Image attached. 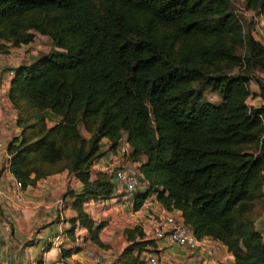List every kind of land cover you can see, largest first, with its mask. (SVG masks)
Masks as SVG:
<instances>
[{"label":"trees","instance_id":"trees-1","mask_svg":"<svg viewBox=\"0 0 264 264\" xmlns=\"http://www.w3.org/2000/svg\"><path fill=\"white\" fill-rule=\"evenodd\" d=\"M244 1L264 9V0ZM235 8L232 0H0V45L40 33L54 46L13 68L8 97L19 131L6 144L9 171L21 186L74 174L82 187L66 193L76 210L70 230L83 226L106 246L103 222L84 203L113 195L110 173L92 167L103 138L112 153L124 140L145 182L134 209L153 195L179 209L197 238L223 243L233 264H264L255 225L264 209V103L247 102L252 78L264 97V76L254 74H264V45ZM207 87L219 101L204 97ZM48 113L58 116L51 124ZM125 237L114 264H144L157 250L141 223Z\"/></svg>","mask_w":264,"mask_h":264},{"label":"crops","instance_id":"crops-1","mask_svg":"<svg viewBox=\"0 0 264 264\" xmlns=\"http://www.w3.org/2000/svg\"><path fill=\"white\" fill-rule=\"evenodd\" d=\"M32 42L10 47V50L30 46ZM20 53L16 51V57L12 55L14 53L6 55L0 65L3 70L0 73V141L4 145L19 131L13 122L16 111L8 97V90L13 68L29 64L17 61L23 57V51ZM52 118L56 120L58 116L52 115ZM9 120L12 125L6 127L4 124ZM102 141L108 146V139L103 138ZM107 164H111L110 153L104 150L94 168L103 170ZM14 179L8 169V156L0 148V264H37L38 259L43 264H114L127 243V228L141 223L147 234L158 212L155 207L159 203L153 195L146 198L138 209L133 208L134 200L123 202L115 189L109 198L89 199L84 203V209L95 224L104 220L98 236L106 246H100L90 239L85 227L76 225L73 231L70 230L72 222L69 218L76 214V210L71 204L72 198L66 193L71 189L80 191L82 187L74 174L63 169L38 179L35 184L21 187L15 185ZM142 188L143 185H140L139 189ZM144 212L146 217L140 219ZM255 225L264 232V209ZM150 238H153L152 233ZM204 238L213 245L211 254L185 249L168 237L155 239L157 250L154 252L159 259L168 255L171 264H233V255L223 243L210 237ZM64 248H71L65 256L62 255ZM87 250L93 254L87 255Z\"/></svg>","mask_w":264,"mask_h":264},{"label":"built area","instance_id":"built-area-1","mask_svg":"<svg viewBox=\"0 0 264 264\" xmlns=\"http://www.w3.org/2000/svg\"><path fill=\"white\" fill-rule=\"evenodd\" d=\"M243 4L235 2L236 13L241 16V21L244 23L246 19H250L253 24L251 29L252 35L255 39L259 40L264 45V9L256 10L248 8ZM56 121V120H55ZM6 127L11 126V122L6 121L4 124ZM0 148L9 157L6 149V145L0 141ZM128 151L127 143L121 140L117 146L116 153H110V163L105 165L106 171L111 175L114 182V188L117 190L119 198L123 201H133L134 194L139 185V171L135 163L127 162L126 153ZM117 163V164H116ZM14 183L17 187H21V182L14 179ZM263 239L264 232L261 231ZM152 237L155 239H162L168 237L172 242L176 243L180 247L189 249L191 251L203 250L207 254H211L213 251V245L209 244V240L204 237L197 238L191 231V229L183 222V216L179 209H166L160 208L155 216L154 225L152 226ZM209 246V248H208ZM212 246V247H211ZM88 254H92L91 250H87ZM144 264H158L159 256L154 251L145 252Z\"/></svg>","mask_w":264,"mask_h":264},{"label":"rangeland","instance_id":"rangeland-1","mask_svg":"<svg viewBox=\"0 0 264 264\" xmlns=\"http://www.w3.org/2000/svg\"><path fill=\"white\" fill-rule=\"evenodd\" d=\"M234 3L235 2H239L238 4H243V0H232ZM253 27V24L250 22V19H246L245 22H244V28L246 31H251ZM32 45L30 46H21V47H18V48H15L14 51H11L10 50V47L13 48L12 45H10L9 43L7 42H2V44L0 45V65L4 62V59L6 57V55H11V53H14L16 51H19L22 52L23 51V57L19 60H17L18 62H22V63H30L32 62L34 59H36L37 57L41 56V55H44V54H48L53 48V44H52V41H51V38L49 36H45V35H41L40 33H36L35 34V37L34 39L32 40ZM238 52H242V49H238ZM12 54L13 56H17V54ZM21 54V53H20ZM6 69V68H5ZM237 68H234V70H236ZM3 72V70L0 69V73ZM254 74H258V75H263V73H261L260 71H257L255 70L254 71ZM253 75V73H252ZM249 87L251 89V94L250 96L247 98V102L249 105H253V106H258L262 103H264V97H262L260 95V88L259 86L257 85V83L255 82L254 78L250 79L249 81ZM204 97L210 101H214V102H217L220 100V97L219 95L217 94V92L215 90H213L212 88L210 87H207L204 89ZM47 122L49 124L53 123L54 122V118H52V114L50 115V113L47 114ZM11 122V125H12V121ZM81 128V131L82 133L85 135V136H88V132L85 130V128L83 126H80ZM102 143V149L105 150L106 152H108L107 150V145L106 143H104L103 141L101 142ZM126 158V156H124ZM127 159V158H126ZM130 161L132 162L131 160L127 159V162ZM117 164V163H116ZM105 169V167H104ZM103 169V170H104ZM97 169L92 167V172L95 173ZM114 179V177H112ZM139 185L136 189V191L140 190L139 189V186L140 185H144V181L140 179V176H139ZM123 201V200H122ZM123 202H129V201H123ZM261 202H258V201H255L254 204H253V207H252V212H258L259 211V207H260ZM160 206L158 204L157 207H155V210L156 211H159ZM147 212V211H145ZM142 213L140 216L141 218L140 219H144L146 217V214ZM148 212H150L148 210ZM104 221V220H102ZM138 221H142V220H138ZM149 232L146 234L147 236H149L148 238L151 237V233L150 231H152L151 229V226L149 227ZM93 254V253H92ZM90 254V255H92ZM87 255H89L87 253ZM158 264H171L170 263V257L168 255H166L165 257L161 256V258L159 259L158 261ZM172 264H175V263H172Z\"/></svg>","mask_w":264,"mask_h":264}]
</instances>
